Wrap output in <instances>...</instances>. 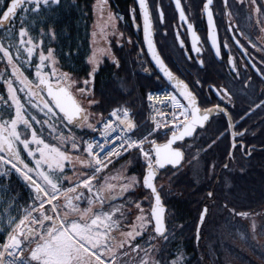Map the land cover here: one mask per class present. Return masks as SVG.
I'll return each mask as SVG.
<instances>
[{
	"label": "snow or ice",
	"instance_id": "obj_1",
	"mask_svg": "<svg viewBox=\"0 0 264 264\" xmlns=\"http://www.w3.org/2000/svg\"><path fill=\"white\" fill-rule=\"evenodd\" d=\"M100 2L99 11L102 13V5H106L107 0ZM221 2L231 18L229 0ZM237 2L241 7L245 6V0ZM60 4L61 0H0V54L11 73V78L5 79V72H0V81L6 85V98L0 95V205H6L0 209V225L5 226L0 230L10 229L7 240L0 244V264H125L130 253L136 254L138 264H160L152 256L157 249L142 247L139 243L149 234L148 229L165 241L169 238V230L164 223L165 209L156 185L160 172L167 170L169 166L174 169L182 167L186 160V138L196 139L208 130V126L217 117L226 119L225 130L217 136L208 137L210 142L207 149L202 150L206 152L214 148L229 135L231 141L227 152L228 162L223 163L224 169L229 168L238 148L243 149L245 155L251 156L252 150L242 143L247 129L237 131L238 124L233 121L229 111L230 108H235V97L242 93H236L227 86L212 85L209 94H214L220 102L207 106L210 102L206 98L202 99L200 94L203 89L201 80L195 77L188 82L177 76L156 46L153 7L161 24L165 19L164 9L159 4L150 5L149 0H137L144 42L153 62L152 70L144 67L143 71L153 76L166 89L170 86L171 90L147 93V101L154 115L150 117V124L143 125L146 131L133 119L135 113L130 107L113 109L109 113L111 118L102 113H92L89 109L98 104L94 93L99 69L96 52L88 57L91 71L81 81L67 72H58L56 50L44 47L45 37L50 40L57 38L48 13ZM174 5L182 25L186 27L191 52L196 57L195 64L203 69L205 61L200 58L203 46L195 25L189 18L190 14H186V5L182 4V0H174ZM248 6L250 11L247 19L251 21L255 18L257 24H264V0H259V3L257 0H248ZM213 8L214 0H203L200 14L207 19L208 38L214 55L223 59L221 51L227 44L218 39ZM136 12V8L131 9L133 21L136 19ZM116 21L115 14L109 13L101 30L108 27L115 30ZM37 24L49 25L48 30L45 31L43 27L37 30ZM234 27L239 31V27L233 26L229 19L228 28ZM32 31H38V35L34 37ZM119 35L123 36V33ZM239 35L244 37L245 34L240 31ZM176 37L186 60L191 63L193 56L188 54L184 40L180 39L179 30L176 31ZM128 42L131 43V39ZM247 43L253 49L257 48V44L251 39H247ZM235 44L246 56L248 50L244 44L239 39L235 40ZM260 47L264 49V42ZM143 51L141 49V53ZM37 53L39 62L35 64L36 82L33 83L24 75L21 64L31 67L32 58ZM65 55L71 56L72 53ZM112 59L116 67H120L114 56ZM260 63L261 67H257L255 63L250 66L264 83V60ZM228 64L236 82L241 83L245 91L256 87L250 76L246 79L241 77L236 57L229 55ZM248 67L247 64L243 65V71L247 72ZM53 78L55 83L52 82ZM14 81L19 85V92L24 94L25 101L18 95ZM73 88L87 103H81L72 95ZM45 93L51 102L44 98ZM260 95L264 96V89ZM253 103L254 107L249 108L245 115L264 110V99ZM165 108H170V114L163 110ZM5 110L9 119L4 118ZM33 111L36 115L32 114ZM41 114L42 118L38 119ZM243 119L242 116L241 120ZM73 128L84 132L85 136L89 131L98 132L102 140L94 137L84 139L83 136L77 138L72 132ZM159 136L165 137L166 142L157 143L154 137ZM46 139H55L64 150L46 142ZM22 150L31 157L30 161L25 162ZM133 151L137 152L138 159L143 160L145 171L142 178L126 175V167L122 165L119 176L121 183L117 188L116 184L108 182L109 177L104 174L114 162L123 159L124 154L130 155ZM71 153H80L86 158L82 159L81 155ZM198 155L199 152L194 159ZM69 165V170L74 174L77 165L83 170L75 180L64 174ZM211 169H215V164L211 165ZM13 175L29 189L32 201L24 209L22 218L11 216L18 198L8 197L10 188L2 183L10 181ZM101 180L104 182L101 183ZM137 185L150 190L154 200V203L148 201L151 207L147 216L141 206L143 201L130 199L136 194ZM105 193H108L107 197ZM207 196L212 199L214 193L208 192ZM121 200L140 213L135 216V221L128 219L133 213L119 203ZM224 207L229 216L242 219L250 216L248 212L228 209L226 204ZM208 213L209 209L205 206L199 216V226L204 225ZM126 226L127 230H122ZM252 227L255 230V224ZM114 232L119 233V240L113 235ZM147 243L151 244V241ZM173 256L175 258L168 259L161 253L164 264H185L182 252L178 250Z\"/></svg>",
	"mask_w": 264,
	"mask_h": 264
},
{
	"label": "flooded vegetation",
	"instance_id": "obj_2",
	"mask_svg": "<svg viewBox=\"0 0 264 264\" xmlns=\"http://www.w3.org/2000/svg\"><path fill=\"white\" fill-rule=\"evenodd\" d=\"M203 0H182V4L186 5V14H190L189 18L194 23L197 34L201 39L203 46V55L200 57L205 61L203 69L199 65L195 64L196 57L191 52V46L189 36L187 34L186 27L182 25L178 12L174 5V0H149L150 5L159 4L165 13L164 23L161 24L158 19V15L153 7V31L154 40L158 49L161 50V55L165 57L169 67L179 76L188 82H191L193 78L198 77L203 84L201 90V98L207 99L210 103L220 102L214 94H209V88L212 85L227 86L236 93H242L237 95L234 99L235 108H230L229 111L232 114L233 121L238 124L237 131H244L247 129L243 137L242 143L252 150V155L247 156L244 154V150L238 148L235 151V159L229 164L228 169L222 167L223 163L228 162L227 152L229 150L231 137L226 135L222 142L218 143L212 149L206 152L202 149H207V145L210 142L208 137L219 135L221 131L225 130L226 119L217 117L208 126V130L201 133L196 139L186 138L184 149L186 152V160L183 163L182 173L183 182L187 188V184H196V192L180 193L181 209L173 208L174 201L178 199L176 191L173 190L171 184L172 178H169L166 174H170L171 169L163 171L158 178L159 188L165 191V203L167 204V228L169 230V238L166 244L178 245L184 251V258L186 264H194L195 261L200 260V264H235V256L233 251L241 249H250L253 245V233H259V238H264V110H256L251 115H245L249 108L254 107V103H259L264 96L260 95L262 89H264V83L260 81L258 74L250 66L255 63L257 67H261V60H264V49H261L260 45L264 42V24H257L255 18L251 21L247 19L250 8L248 6V0H245V6L241 7L237 0H229L228 10L232 12L231 18L227 15L221 0H214V21L218 32V39L227 44L226 48L221 51L223 59H219L214 55L213 49L210 46L208 33L209 27L205 16L200 14V8L202 7ZM259 3V0H257ZM90 9V27L89 33L86 34L84 41L85 54H88L84 59V66L76 67L73 62L67 64V61L61 59L55 51L58 72H67L74 79L84 80L87 78L88 72L91 71V65L88 64V57L92 52L99 54V69L97 72H101L105 69L108 53L112 56H117L124 53L132 55L136 62L134 63L142 73L144 67L152 70L153 62L149 60V54L144 42L143 25L139 15V9L137 0H107L106 5L103 6V12L99 11L101 7L100 0H90L88 3ZM136 8V19L133 21L131 15V9ZM109 13L115 14L117 17L115 30L108 27L104 31V25L107 21ZM122 17V19H120ZM86 19V20H88ZM229 19L233 26H238L229 29ZM139 25V28L137 27ZM37 30L41 27L45 31L44 25L37 24ZM98 28L97 35H93L94 30ZM180 32V39H183L187 46V52L193 56V61L189 63L184 54V50L179 47V43L176 37V31ZM244 32V37L239 35V32ZM235 32V35L233 34ZM123 33V36L119 34ZM166 33V35H165ZM34 37L38 35V31H32ZM2 36V33H0ZM131 39V43L128 40ZM239 39L245 48H247V55L244 56L242 50L235 44V40ZM247 39H251L253 43L257 44V48L253 49ZM44 47L47 49L52 44L47 41V37L44 38ZM104 42V43H102ZM108 43V45H107ZM109 47L111 50L109 51ZM143 49V53H141ZM229 49L231 52L229 53ZM231 55L237 58V67L241 69V77H251L256 87L252 90L245 91L241 83L236 82L235 77L228 64V56ZM21 59L24 57L22 55ZM38 53L32 58V66L29 67L26 64H21L24 69V75L29 80L36 82L35 80V64L38 63ZM249 65L247 72L243 71V65ZM7 69V71H6ZM47 71V69H46ZM0 72H5V79L11 78L10 68L6 65L2 54H0ZM97 74V73H96ZM148 74V73H146ZM96 79V78H95ZM55 83V78L52 79ZM96 83V82H95ZM14 86L17 87L18 95L22 101H25L24 94L19 92V85L14 81ZM72 93L76 99L81 103H87L83 97H81L78 91L73 88ZM0 95H4L6 98V85L3 81H0ZM44 98L51 102V99L47 97L46 93L43 94ZM223 106V105H222ZM31 111V109H30ZM95 113V111H92ZM33 115L36 113L33 111ZM244 117L241 120V117ZM4 118L9 119L7 110L4 112ZM42 118L41 116L37 117ZM23 130L22 128L20 129ZM72 132L80 138L84 135V132L73 128ZM47 137V133H45ZM165 140V139H164ZM163 141V140H162ZM46 142L55 144L57 147L61 145L55 139H46ZM240 141L238 140V143ZM162 143V142H161ZM191 146V147H189ZM61 150H64L61 147ZM199 152L197 158L194 159L196 153ZM72 155H81L80 153H71ZM22 157L25 162L31 160V157L27 156V153L22 150ZM82 159H85V155H81ZM143 162H141L142 164ZM140 163L136 164L137 167H128L126 170L128 176H136L138 179L142 178V167ZM215 164V169H211V165ZM31 166V165H30ZM71 166H66L65 175L76 179L77 176L83 171L79 165L76 168V174L69 170ZM193 170H196L195 179L190 176V172L193 174ZM256 170L258 173H254ZM106 171L105 176L109 177V183H113L119 187L121 183L119 177H116V171ZM116 177V179H112ZM262 179V188L260 194H251L252 180ZM104 181L101 180V183ZM244 186L247 191L239 192V188ZM249 189V190H248ZM238 190V191H237ZM142 191V192H141ZM213 192L214 197L208 198L207 193ZM151 194V193H150ZM108 196V193H105ZM256 198V201H262V204L251 208V199ZM130 199L143 201L142 207L144 212L149 214L150 204L148 201H152L148 193L143 192V186L137 185L136 194ZM120 204H124L132 216L128 217L129 220L134 221L135 216L140 213L130 205L125 204L124 201H119ZM227 205L228 209H236L238 212H248L249 218L242 219L233 216H229L227 209L224 205ZM207 206L209 209L208 216L203 226L199 229L197 236V228L199 224V216L202 209ZM172 212H179L181 214L182 222L179 225H175L172 219ZM191 215L193 217L188 218ZM185 217V218H184ZM255 224V230L252 225ZM127 229V226H126ZM150 239V236L148 237ZM148 239L140 240L143 247H153L154 242L147 243ZM194 241V244L192 243ZM195 245V246H194ZM256 245V244H255ZM190 246H194L191 256L188 257L187 250ZM220 249H229L231 252L225 255ZM239 255V254H238ZM226 257H231V261H227Z\"/></svg>",
	"mask_w": 264,
	"mask_h": 264
},
{
	"label": "trees",
	"instance_id": "obj_3",
	"mask_svg": "<svg viewBox=\"0 0 264 264\" xmlns=\"http://www.w3.org/2000/svg\"><path fill=\"white\" fill-rule=\"evenodd\" d=\"M89 2L90 0H61L60 6L54 8L52 12L48 13L51 21V27L55 29L57 38L55 40H50L47 37V41L52 44L54 49L57 51L56 54H58L61 59L66 60L67 64L73 62L72 64H74V66L76 67L84 66L85 61L82 58H86L88 55L84 53V41L86 38V34L89 33L90 27V19H88V16H90V9L88 8ZM44 27L48 28L49 25L45 24ZM65 53H72V55L66 56ZM116 59L119 61L120 67H116L113 59H110L109 61H107L105 69L101 72H97L96 74L94 93L95 99L96 101H98V104L91 107V110H95L97 115L101 113L105 115L108 114V112L113 107L121 105L123 103H129V105L133 106L138 113V122L139 124H141L142 130L146 131L147 129L143 128V125L146 122V111L145 104H143L142 102L145 97V91L149 90L150 88L159 87L163 84L158 83L153 76L142 73L140 69H138L137 66L134 65L136 60L132 55L123 53L122 56L119 55ZM136 154L137 153H132L131 155L124 156L123 159L115 162L113 165H111V167L123 165L126 167V169L130 166L136 168V164H141V162H143L142 159L137 158L138 155ZM141 165L143 167L144 163H142ZM180 171H178L177 173L174 171V173L171 172L168 175L169 178L173 179L170 185L172 186L173 190L176 191V195H178V199L174 201V204L172 205L174 210L181 209L182 207L179 195L180 193H185L187 191L186 189H188V192H196V184H187L186 188L183 182V174H181L182 172L180 173ZM195 172L196 170H193V174L190 172V176L194 179V176H196ZM253 172L258 173V171L256 170H254ZM252 181V190H250L251 194H260V190L263 186V180L254 179ZM15 190L23 199L27 198V195H29V192L26 194V192H24L23 188H21L20 186H18ZM244 190L247 191L244 186H241L239 188L240 193H243L242 191ZM163 194V196H165L164 191ZM255 201L256 198L251 199V208H255L256 206L262 204V201ZM182 217L183 216H181L179 212H172V219L175 225H179L180 222L184 220L182 219ZM191 217L193 216L188 215L187 219ZM148 233L150 232L148 231ZM156 240L158 241H156L157 243H155L153 247H155L157 251L152 253V256L154 259L159 260L160 264H164V261L161 259V253H163V256L168 259L175 258L173 256V253H176L178 250L184 255V251L180 247H178V245L168 246L169 244H166V242H164L165 240L161 238H156ZM192 243L194 244V241ZM194 246H190V248H188V257L191 256V253L193 251L192 249L195 248ZM255 249L256 253L254 252V248H252V251L254 252L253 254L263 259L264 248L262 252L257 248ZM220 251H222L225 255H228L231 252L229 249H220ZM238 254V250L233 251V256ZM238 257L240 260L245 261L247 255H238ZM263 262L264 261H262V263ZM194 264H200V260L195 261ZM249 264L258 263H256L255 261H250Z\"/></svg>",
	"mask_w": 264,
	"mask_h": 264
},
{
	"label": "rangeland",
	"instance_id": "obj_4",
	"mask_svg": "<svg viewBox=\"0 0 264 264\" xmlns=\"http://www.w3.org/2000/svg\"><path fill=\"white\" fill-rule=\"evenodd\" d=\"M97 30H98V28L96 30H94L95 35H97V33H98ZM102 43H104V42H102ZM107 45H108V43H107ZM92 54H93V52H92ZM99 56L100 55L97 54V57H99ZM144 101L145 100L142 101L143 104H145ZM121 105L131 106V105H129V103L128 104L127 103H123ZM121 105H117V106H115V108L121 107ZM131 107H133V106H131ZM114 171H116V173H115L116 177H119L120 174H121V169H119L118 171L117 170H114ZM180 173H181V171H180ZM111 174H113V170H112ZM126 175H127V170H126ZM28 206H29V203L27 204V207ZM49 214H51V213L49 212ZM144 214L146 216L148 215V213L146 214L145 212H144ZM122 230H127V229L125 228V229H122ZM253 234H254V238H252V240H253L254 243H253L252 247L250 249H245V248L243 250L241 249L240 250L241 252L239 253V255H243V254L247 255V258L245 259V261H242V260L239 259L238 255H236L235 260H233L235 264H249L250 261H255L258 264H264V262L262 263V261H264V258L261 259V257H257L255 254H253L254 252L256 253V249L255 248H257L261 252L263 251V248H264V238H259L261 236L259 233H253ZM113 235L116 237L117 240H119L120 236H119V233L118 232H114ZM151 238L154 239L153 236ZM140 244L142 246V243H140ZM255 244H256V246H255ZM146 248H150V245L148 247H146ZM252 248H254V252L252 251ZM226 258H227V261L228 260L229 261L232 260L231 257H226ZM125 264H138L136 254L135 253H130L128 259L125 261Z\"/></svg>",
	"mask_w": 264,
	"mask_h": 264
},
{
	"label": "built area",
	"instance_id": "obj_5",
	"mask_svg": "<svg viewBox=\"0 0 264 264\" xmlns=\"http://www.w3.org/2000/svg\"><path fill=\"white\" fill-rule=\"evenodd\" d=\"M165 90H169V89H168V88H167V89L164 88V89H161V90H154V91H165ZM148 104H149V103H148ZM163 110L166 111V112H169V114H170V108H165V109H163ZM149 112H150V117H151L152 115H154V112H153L152 108L150 107V105H149ZM108 117H109V116H108ZM109 118H111V117H109ZM150 123H151V120H150ZM98 127H99V125H98ZM93 137H94L95 139H97V140H102V137L99 135L98 132L93 133V135L89 136L87 139H92ZM6 240H7V238H5V237H0V244H3Z\"/></svg>",
	"mask_w": 264,
	"mask_h": 264
},
{
	"label": "crops",
	"instance_id": "obj_6",
	"mask_svg": "<svg viewBox=\"0 0 264 264\" xmlns=\"http://www.w3.org/2000/svg\"><path fill=\"white\" fill-rule=\"evenodd\" d=\"M7 196L11 197L12 195L8 193ZM18 205H19V203H17L15 210L11 211V216L18 217V214L20 215V213H18L20 211ZM3 207H6V205H0V209H2ZM6 219L7 218L5 217V221H6ZM1 226H4V225H1Z\"/></svg>",
	"mask_w": 264,
	"mask_h": 264
},
{
	"label": "water",
	"instance_id": "obj_7",
	"mask_svg": "<svg viewBox=\"0 0 264 264\" xmlns=\"http://www.w3.org/2000/svg\"><path fill=\"white\" fill-rule=\"evenodd\" d=\"M166 142V141H165ZM165 142H162V143H160V144H163V143H165ZM171 167V166H170ZM161 194V193H160ZM161 200H162V206L164 207V209H165V212H164V216H165V214H166V206H164V203H163V199H162V196H161ZM153 203H154V200H153ZM164 223L166 224V220H165V217H164ZM199 225V224H198ZM166 226H167V224H166ZM201 226H199V228H200Z\"/></svg>",
	"mask_w": 264,
	"mask_h": 264
},
{
	"label": "bare ground",
	"instance_id": "obj_8",
	"mask_svg": "<svg viewBox=\"0 0 264 264\" xmlns=\"http://www.w3.org/2000/svg\"><path fill=\"white\" fill-rule=\"evenodd\" d=\"M157 46V45H156ZM158 48V47H157ZM149 58H150V55H149ZM149 60H151V58L149 59ZM107 61H109V60H107ZM107 61H105V63L107 64ZM83 137H85V138H87V136H83Z\"/></svg>",
	"mask_w": 264,
	"mask_h": 264
}]
</instances>
